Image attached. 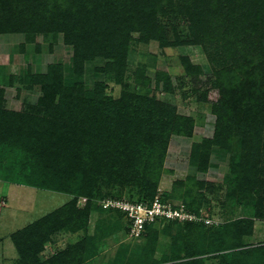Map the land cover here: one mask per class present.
<instances>
[{"label":"rangeland","instance_id":"1","mask_svg":"<svg viewBox=\"0 0 264 264\" xmlns=\"http://www.w3.org/2000/svg\"><path fill=\"white\" fill-rule=\"evenodd\" d=\"M85 1L0 8V264H264V99L233 102L241 105H229L217 134L216 70L233 56L221 41H198L187 0L164 1L154 39L133 32L117 62L97 54L78 72L73 42L89 19ZM91 9L90 19L101 17ZM94 33L85 31L83 59L102 41ZM183 57L202 73L189 75ZM56 76L62 92L48 107L41 83ZM118 99L139 111L165 103L167 119H193V134L164 131V152L153 156L155 118L125 140ZM22 122L21 135L2 136ZM152 194L209 222L157 220L145 237L131 236L110 201Z\"/></svg>","mask_w":264,"mask_h":264},{"label":"trees","instance_id":"2","mask_svg":"<svg viewBox=\"0 0 264 264\" xmlns=\"http://www.w3.org/2000/svg\"><path fill=\"white\" fill-rule=\"evenodd\" d=\"M14 1L17 0H0L1 10L6 11L15 3ZM164 1L86 0L85 3H90V6L86 8V10H90L86 13V18L90 19L91 8H95L101 14V17L95 15L90 20L86 19L89 20V23L86 20L84 21L83 29L79 31V34H77L79 36L73 42L75 57L77 58L75 66L78 67V72H82L81 66L86 60L93 58L97 54L111 56L117 62L122 50L126 46L128 47L129 39L132 38L133 32L141 31L146 35V37H142L143 39H154L153 34L158 33L159 27L157 16L160 11L164 10ZM187 4L193 6V9L190 10V20L193 21L191 32L201 36V39L197 40L199 42L221 41L223 42V47L229 49V55L233 56L229 65L216 70L217 81L222 92V99L216 102L213 107V112L217 116L216 132L218 134L226 121H229L228 116L233 113L229 111L231 109L229 105L240 106V102H237V104L233 102L253 99L250 95L255 97L256 100H260L259 98L264 99V95L260 94V91L264 92V0H187ZM60 27L67 31V38L69 39L70 28L68 25L63 23ZM199 28H201V32ZM16 29V27H11V31ZM85 31L90 33L95 31L93 39H102V41L95 40L94 50L91 51V55H87V58L83 59L84 49L89 42V38H85ZM103 39H105V43H103ZM182 60L186 71L193 78L202 73L201 67L193 63L189 57H183ZM58 77L56 76L54 79L45 77L42 80L44 96L41 98V103L48 107L55 105L57 94L62 92ZM76 86L75 91L81 88V85L77 84ZM77 94V96H80L79 92ZM86 97L88 96L82 95L81 98L85 101ZM80 101L82 100L80 99ZM115 103L116 105L120 104L121 107L119 106L116 109L118 113L113 112V115L116 116L117 121L122 123L121 133H123L125 140L129 142L142 133L144 129H149V125L152 124V120L155 118L153 123L158 126L160 135L150 137V140H154L155 145L153 156L159 154V158H161V153L164 152L165 140L169 136V133L164 131L168 130L187 136L193 134V119L179 114L175 115L176 119H167L171 108L165 103L156 101L154 105H149L144 111H139L136 108L134 110L129 109L130 107L126 108V106H123L124 102L122 99L116 100ZM63 110L67 111L68 108L66 110L63 106ZM166 111L168 115L164 113ZM107 112L108 110H104L101 113V117L105 116ZM23 117L28 119L26 115H23ZM262 121L264 123V119ZM23 126L22 122L21 126L17 123L5 127L2 130V136L21 135ZM67 141L70 142L71 139ZM73 142L75 140H72L69 145L71 146ZM191 157L192 165H195L194 154ZM155 196V194L146 195L138 201H151ZM109 210L123 215V212L119 209ZM190 211L194 212L193 209ZM194 213L197 214L196 211ZM172 222L175 221H169V223ZM154 223L147 224L145 231L141 235L142 238L151 231L155 226ZM183 223L188 225V227H203L206 226L207 222L203 218L201 220H187ZM129 228L128 225L127 232L130 231Z\"/></svg>","mask_w":264,"mask_h":264},{"label":"built area","instance_id":"3","mask_svg":"<svg viewBox=\"0 0 264 264\" xmlns=\"http://www.w3.org/2000/svg\"><path fill=\"white\" fill-rule=\"evenodd\" d=\"M111 207L125 213L130 223V235L141 236L147 224L157 220H201V216L186 210L184 206H173L156 195L151 201H110ZM208 223L209 221L206 220Z\"/></svg>","mask_w":264,"mask_h":264}]
</instances>
